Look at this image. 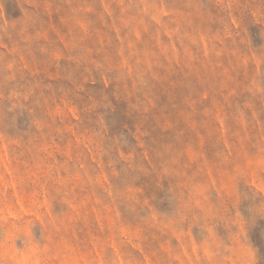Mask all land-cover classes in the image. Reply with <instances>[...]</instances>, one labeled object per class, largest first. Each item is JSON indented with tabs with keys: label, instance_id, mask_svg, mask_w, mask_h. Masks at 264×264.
Returning a JSON list of instances; mask_svg holds the SVG:
<instances>
[{
	"label": "rangeland",
	"instance_id": "obj_1",
	"mask_svg": "<svg viewBox=\"0 0 264 264\" xmlns=\"http://www.w3.org/2000/svg\"><path fill=\"white\" fill-rule=\"evenodd\" d=\"M0 264H264V0H0Z\"/></svg>",
	"mask_w": 264,
	"mask_h": 264
}]
</instances>
